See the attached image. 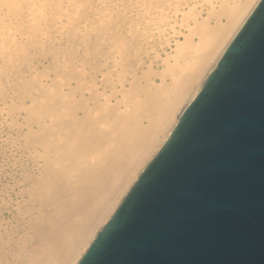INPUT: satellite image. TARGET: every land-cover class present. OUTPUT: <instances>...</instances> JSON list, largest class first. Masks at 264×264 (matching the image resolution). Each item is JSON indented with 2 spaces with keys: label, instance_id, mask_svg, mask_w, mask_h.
Returning a JSON list of instances; mask_svg holds the SVG:
<instances>
[{
  "label": "bare ground",
  "instance_id": "obj_1",
  "mask_svg": "<svg viewBox=\"0 0 264 264\" xmlns=\"http://www.w3.org/2000/svg\"><path fill=\"white\" fill-rule=\"evenodd\" d=\"M259 1L0 0V264L77 263Z\"/></svg>",
  "mask_w": 264,
  "mask_h": 264
},
{
  "label": "water",
  "instance_id": "obj_2",
  "mask_svg": "<svg viewBox=\"0 0 264 264\" xmlns=\"http://www.w3.org/2000/svg\"><path fill=\"white\" fill-rule=\"evenodd\" d=\"M76 264H264V0Z\"/></svg>",
  "mask_w": 264,
  "mask_h": 264
},
{
  "label": "rangeland",
  "instance_id": "obj_3",
  "mask_svg": "<svg viewBox=\"0 0 264 264\" xmlns=\"http://www.w3.org/2000/svg\"><path fill=\"white\" fill-rule=\"evenodd\" d=\"M161 56H164L163 53ZM153 67H154L153 68L154 70H159V66H157V65L155 66V64H154ZM3 136H4V134L0 131V161H2V162H0V196H1V189H3L4 186H6V184L8 185L9 182H11L14 175L15 176L19 175L20 170H21V167L17 168L16 166L15 167L13 166L14 165L13 163L15 161V156H12L11 154H7L8 148H7V144L5 142V138ZM11 162H13V163H11ZM11 215H12V213L6 212L4 214V219L9 221L12 217Z\"/></svg>",
  "mask_w": 264,
  "mask_h": 264
}]
</instances>
